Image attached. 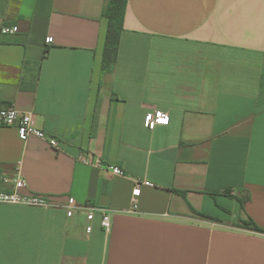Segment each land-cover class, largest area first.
I'll use <instances>...</instances> for the list:
<instances>
[{
  "label": "crops",
  "instance_id": "obj_1",
  "mask_svg": "<svg viewBox=\"0 0 264 264\" xmlns=\"http://www.w3.org/2000/svg\"><path fill=\"white\" fill-rule=\"evenodd\" d=\"M106 2L0 0V109L59 141L0 126L1 190L51 202L0 203V264H264V0H128L108 72Z\"/></svg>",
  "mask_w": 264,
  "mask_h": 264
},
{
  "label": "built area",
  "instance_id": "obj_2",
  "mask_svg": "<svg viewBox=\"0 0 264 264\" xmlns=\"http://www.w3.org/2000/svg\"><path fill=\"white\" fill-rule=\"evenodd\" d=\"M19 27L13 26H2L0 27V34H11L18 32ZM48 43L53 41V37L48 38ZM170 122V115L168 112L163 110H156L155 112H149L146 115L145 125L146 127L153 129L159 124H168ZM0 126H16L19 131V135L23 140H27L30 136H37L41 139H45L52 148L59 147V141L55 136L48 135L43 129L37 127L35 120L30 113H25L17 109L15 106H9L8 108L0 109ZM79 159L85 162H89L90 159L86 154H81ZM99 163V160L95 161ZM116 174H123L121 168L117 166H110ZM16 190L13 192H5L0 188V203L16 204V205H30V206H50L51 202L49 197L42 194L35 193H22L19 189L27 186V181L24 176L19 172L18 175L13 179ZM150 185V181L144 182ZM141 183L137 184L133 191V207L137 206L138 196L140 195ZM77 204L74 198L69 199L68 203V214L72 215L74 210L77 208ZM89 214L88 219L92 221L95 217L97 210L103 211L102 226L106 230L112 228V214L107 210L98 208L96 206H88ZM93 226L88 225L87 231H92Z\"/></svg>",
  "mask_w": 264,
  "mask_h": 264
},
{
  "label": "trees",
  "instance_id": "obj_3",
  "mask_svg": "<svg viewBox=\"0 0 264 264\" xmlns=\"http://www.w3.org/2000/svg\"><path fill=\"white\" fill-rule=\"evenodd\" d=\"M127 7L128 0H107L104 7L103 14L108 19V31L103 56V68L106 72L112 70L118 58ZM230 191L231 189H226L224 193L230 195ZM199 214L214 221H221L220 218L209 214L202 212H199ZM243 223L247 227L260 230L252 220H244Z\"/></svg>",
  "mask_w": 264,
  "mask_h": 264
}]
</instances>
